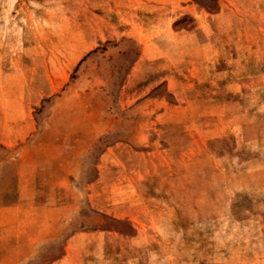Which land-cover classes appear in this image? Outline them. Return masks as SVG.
<instances>
[{
  "label": "rangeland",
  "instance_id": "1",
  "mask_svg": "<svg viewBox=\"0 0 264 264\" xmlns=\"http://www.w3.org/2000/svg\"><path fill=\"white\" fill-rule=\"evenodd\" d=\"M0 264H264V0H0Z\"/></svg>",
  "mask_w": 264,
  "mask_h": 264
}]
</instances>
